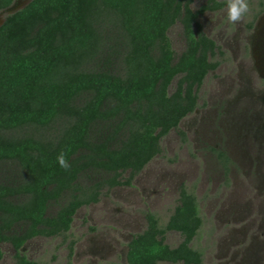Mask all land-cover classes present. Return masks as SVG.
I'll return each mask as SVG.
<instances>
[{
    "label": "trees",
    "instance_id": "trees-1",
    "mask_svg": "<svg viewBox=\"0 0 264 264\" xmlns=\"http://www.w3.org/2000/svg\"><path fill=\"white\" fill-rule=\"evenodd\" d=\"M12 2L0 0V10ZM192 2L30 0L5 16L0 170L16 177L0 178V243L12 245L14 264H46L27 258L24 243L64 235L76 210L97 202L104 187L130 185L160 152V139L196 107L219 51L198 16L226 1L206 0L196 10ZM177 22L185 48L175 56L167 32ZM61 152L68 170L57 162ZM96 171L98 180L79 184ZM179 194L163 226L146 213L145 228L127 244V264L201 263L202 253L189 245L201 224L196 197L184 187ZM175 230L182 240L171 247L165 233ZM69 249L71 255L72 243Z\"/></svg>",
    "mask_w": 264,
    "mask_h": 264
},
{
    "label": "rangeland",
    "instance_id": "rangeland-1",
    "mask_svg": "<svg viewBox=\"0 0 264 264\" xmlns=\"http://www.w3.org/2000/svg\"><path fill=\"white\" fill-rule=\"evenodd\" d=\"M29 1L14 0L8 11H0V23ZM205 1L193 0L190 7L196 10ZM249 5V14L238 24L227 22L226 5L198 16L202 32L215 41L219 51L213 58L217 67L197 88L194 111L160 139V152L130 185L104 187L97 202L76 210L64 235L37 236L25 242L20 250L27 258L46 264H127V243L145 227L146 213L154 214L163 226L179 203L181 187L186 186L195 195L202 217L192 241V246L202 252L201 264H264V149L241 127L250 122L245 118L257 105L258 118L255 116L254 121L259 130L264 128V92L258 90L256 67L257 62L264 69V0H249ZM167 34L178 56L185 48L181 24L175 23ZM241 87L249 90L247 96H239ZM248 98L254 101L253 108H248L253 105ZM239 114L243 120H237ZM220 151L229 156L227 171L218 156ZM0 172L2 180L16 177L7 167ZM100 176L98 171L87 172L78 182L84 187ZM127 176L128 172L122 174L123 179ZM238 196L259 213L255 232L243 219L248 206L233 207L231 219L223 213V205L239 200ZM56 208L52 205L48 213ZM180 241L178 232L166 231L169 246ZM0 248V264H14L12 245L2 242Z\"/></svg>",
    "mask_w": 264,
    "mask_h": 264
},
{
    "label": "flooded vegetation",
    "instance_id": "flooded-vegetation-1",
    "mask_svg": "<svg viewBox=\"0 0 264 264\" xmlns=\"http://www.w3.org/2000/svg\"><path fill=\"white\" fill-rule=\"evenodd\" d=\"M14 1V0H13ZM9 6H12V3L9 5ZM5 9L6 8H4V9H1L0 11L2 12H4L5 11ZM5 18V17H4ZM4 18L2 19V22H3V20H4ZM2 22L0 23V25L2 24ZM217 67V66H216ZM256 67H257V70H258V72H257V79H258V81H259V83H260V87H259V89L258 90H261L262 92H264V77H262L261 76V71H262V73H263V75H264V69L263 68H261V66L256 62ZM240 90H242L241 91V94H239V96H242V95H246L247 96V93L249 92V90L248 91H246V89H244V87H241L240 88ZM249 99V102L251 101V98H248ZM196 102H197V99H196ZM233 102V101H232ZM231 102V103H232ZM252 103H253V105L252 106H248V108H253V106L255 105V103H254V101H251ZM263 103H264V98H263V101H262ZM196 108V107H195ZM194 108V109H195ZM194 109H193V111H194ZM252 111V110H251ZM258 111V106L256 105V111H253L250 115H248L245 119H247L248 118V120L250 121L248 124L246 123V124H242L241 125V127H243L244 128V130L246 131L245 133H246V136L247 135H251V137L256 141H258L257 143H260V147H261V149H264V128H262L261 130H259V128H258V125L256 124V121H254V117L256 116V119L258 118L257 117V115H256V113L255 112H257ZM190 113V112H189ZM188 113V114H189ZM264 115V114H263ZM184 118V117H183ZM182 118V119H183ZM237 120H243L244 118H243V115H237ZM181 119V120H182ZM263 120H264V116H263ZM227 122L228 123H230V121L227 119ZM180 123V122H179ZM244 123V122H243ZM247 126L248 128L246 129L245 128V126ZM235 141H236V139H235ZM258 150L260 151V148H259V145H258ZM233 151L234 152H236V153H239L238 151H237V149L236 148H233ZM258 153H260V152H258ZM263 157H264V150H262V154H261ZM219 157H221L222 158V164H223V167L225 168V170L227 171V165H228V163L227 164H225V162H228L229 161V156L228 155H226L224 152H222V151H220L219 152V155H218ZM182 187H184L185 189H187L186 188V186H182ZM187 191H188V189H187ZM180 192V191H179ZM180 195V194H179ZM238 199L239 200H236V201H233L232 203H230L228 206H225V205H223V207H222V210H223V213H224V215H227L230 219H231V214H232V208L233 207H235V208H243V207H245V206H248V204L242 199V197H240V196H238ZM197 201V200H196ZM197 207H198V214H199V217H200V219H201V224L199 225V227H198V229L196 230V233H195V235H194V237L192 238V240L190 241V243H189V245L190 246H192V241H193V239L195 238V236H196V234H197V232H198V230H199V228L201 227V225H202V217L200 216V211H199V206H198V203H197ZM249 207V209L247 210V211H244V217H243V219H244V221L245 222H247V224H248V226H250V230H253L254 228H255V230H254V232L256 231V228H257V225H259L258 224V222H259V217H258V211H255V207L254 208H251L250 206H248ZM145 226H146V224H145ZM145 228V227H144ZM143 228V229H144ZM142 229V230H143ZM175 232H178V231H176L175 230ZM179 233V232H178ZM180 234V233H179ZM180 236H181V234H180ZM132 238V237H131ZM130 238V239H131ZM181 240H182V236H181ZM130 241V240H129ZM128 241V242H129ZM181 242V241H180ZM179 242V243H180ZM178 243V244H179ZM128 244V243H127ZM177 244V245H178ZM176 245V246H177ZM193 247V246H192ZM194 248V247H193ZM196 249V248H195ZM126 252H127V250H126ZM201 252V251H200ZM202 253V252H201ZM202 255V254H201ZM202 260H203V255H202ZM161 262H166V261H161ZM201 263H202V261H201ZM200 263V264H201ZM263 263H264V261H263Z\"/></svg>",
    "mask_w": 264,
    "mask_h": 264
},
{
    "label": "clouds",
    "instance_id": "clouds-1",
    "mask_svg": "<svg viewBox=\"0 0 264 264\" xmlns=\"http://www.w3.org/2000/svg\"><path fill=\"white\" fill-rule=\"evenodd\" d=\"M225 12L229 24H238L244 21L250 12L249 0H226ZM57 162L65 170L71 167L63 152L58 155Z\"/></svg>",
    "mask_w": 264,
    "mask_h": 264
},
{
    "label": "water",
    "instance_id": "water-1",
    "mask_svg": "<svg viewBox=\"0 0 264 264\" xmlns=\"http://www.w3.org/2000/svg\"><path fill=\"white\" fill-rule=\"evenodd\" d=\"M9 8H10V7L8 6V7H6V9H5V10H7V11H8V10H9ZM13 12H14V11H13ZM11 13H12V12H11ZM3 21H4V20H3Z\"/></svg>",
    "mask_w": 264,
    "mask_h": 264
}]
</instances>
